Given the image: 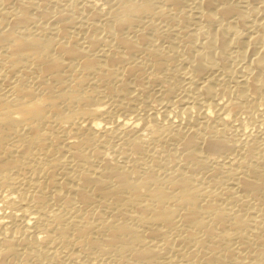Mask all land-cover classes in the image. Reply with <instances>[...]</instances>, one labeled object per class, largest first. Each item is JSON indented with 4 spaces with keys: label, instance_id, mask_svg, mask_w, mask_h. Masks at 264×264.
Wrapping results in <instances>:
<instances>
[{
    "label": "bare ground",
    "instance_id": "bare-ground-1",
    "mask_svg": "<svg viewBox=\"0 0 264 264\" xmlns=\"http://www.w3.org/2000/svg\"><path fill=\"white\" fill-rule=\"evenodd\" d=\"M0 264H264V0H0Z\"/></svg>",
    "mask_w": 264,
    "mask_h": 264
}]
</instances>
